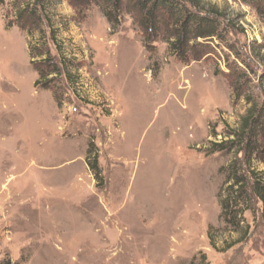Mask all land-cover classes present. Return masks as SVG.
<instances>
[{
	"label": "rangeland",
	"instance_id": "374dc122",
	"mask_svg": "<svg viewBox=\"0 0 264 264\" xmlns=\"http://www.w3.org/2000/svg\"><path fill=\"white\" fill-rule=\"evenodd\" d=\"M200 1L223 13L227 30L189 63L165 33L146 35L129 7L53 0L54 44L48 28L43 39L17 25L11 0L0 5V260L264 264L258 199L244 206L241 231L221 218L231 166L251 176L264 164L211 145L234 139L248 99L264 104V22L243 0ZM44 44L69 76H47L45 57L31 55ZM229 62L248 74L242 97Z\"/></svg>",
	"mask_w": 264,
	"mask_h": 264
},
{
	"label": "trees",
	"instance_id": "16d2710c",
	"mask_svg": "<svg viewBox=\"0 0 264 264\" xmlns=\"http://www.w3.org/2000/svg\"><path fill=\"white\" fill-rule=\"evenodd\" d=\"M75 3V7L84 9L93 2H101L112 12L120 13L125 7H129L137 14V19L144 33L155 38L161 32L165 33L169 49L173 55L184 63L200 61L207 56L211 50L214 40L224 41L227 27L221 21L223 13L216 6H203L200 0H70ZM245 4L252 5L264 22V0H243ZM13 8L16 10V23L31 36L41 34L46 39V30L49 29L51 40L56 44V32L50 17V7L53 0H11ZM6 0H0V5L4 6ZM109 12V15L110 13ZM112 21V16L110 17ZM162 21L164 24H162ZM58 47V46H57ZM42 53L32 52L35 58L45 57L44 64L50 67L53 72L49 75L65 76L66 66L63 70L58 67L57 61L53 59L47 44L43 46ZM239 50H236V59L244 61ZM244 63V64H245ZM59 64V63H58ZM234 65V66H233ZM231 75L237 74L234 79V92L238 97H242L243 91L247 90V83L250 82L247 72H245L235 62L228 64ZM56 68L57 70H54ZM52 83L50 80L46 87L49 89ZM260 83L264 85V73L260 77ZM246 84V85H245ZM264 88V87H263ZM61 94L55 92L57 101ZM247 103L252 105L246 116L242 120L239 131L232 132L233 140L224 143H212V153L225 150L237 149L238 155L243 154L247 161L252 163L257 161L264 164V104H256L248 99ZM88 163L95 177L101 180V171L98 164V156L93 150H89ZM92 156V160L91 157ZM249 169V168H248ZM249 171V170H248ZM229 194L221 202V218L229 230L239 232L243 229L242 223L244 206L250 204L257 198L262 204L261 219L264 221V173H252L247 176L245 170L237 161L230 168ZM247 233V232H246ZM214 249L217 245L212 242ZM0 264H24L22 261H13L10 257L0 260ZM190 264H210L205 255L195 256Z\"/></svg>",
	"mask_w": 264,
	"mask_h": 264
}]
</instances>
